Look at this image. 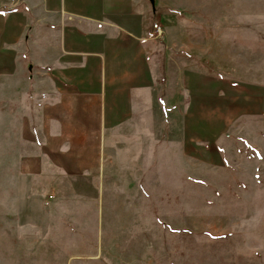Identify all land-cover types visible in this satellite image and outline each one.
<instances>
[{
  "label": "rangeland",
  "instance_id": "1",
  "mask_svg": "<svg viewBox=\"0 0 264 264\" xmlns=\"http://www.w3.org/2000/svg\"><path fill=\"white\" fill-rule=\"evenodd\" d=\"M145 2L186 75L151 111V146L170 148L152 152L151 186L96 219L77 195L97 188L34 185L14 96L38 90L0 75V264H264V0Z\"/></svg>",
  "mask_w": 264,
  "mask_h": 264
},
{
  "label": "crops",
  "instance_id": "2",
  "mask_svg": "<svg viewBox=\"0 0 264 264\" xmlns=\"http://www.w3.org/2000/svg\"><path fill=\"white\" fill-rule=\"evenodd\" d=\"M146 7L145 0H0L1 83L25 88L27 80L38 90L28 83L14 96L32 124L23 162H32L36 186L97 188L77 195L86 217L90 204L97 219L114 218V204L127 210L140 202L151 186L152 152L170 149L151 146V111L181 100L186 75L165 39L152 36L155 16L150 25Z\"/></svg>",
  "mask_w": 264,
  "mask_h": 264
},
{
  "label": "built area",
  "instance_id": "3",
  "mask_svg": "<svg viewBox=\"0 0 264 264\" xmlns=\"http://www.w3.org/2000/svg\"><path fill=\"white\" fill-rule=\"evenodd\" d=\"M153 32L155 35L160 36L161 35V27L156 23L153 25Z\"/></svg>",
  "mask_w": 264,
  "mask_h": 264
},
{
  "label": "water",
  "instance_id": "4",
  "mask_svg": "<svg viewBox=\"0 0 264 264\" xmlns=\"http://www.w3.org/2000/svg\"><path fill=\"white\" fill-rule=\"evenodd\" d=\"M149 1L151 3L152 7H154V0H149Z\"/></svg>",
  "mask_w": 264,
  "mask_h": 264
}]
</instances>
